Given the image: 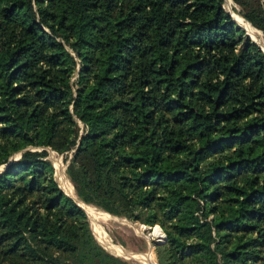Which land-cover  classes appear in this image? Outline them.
Segmentation results:
<instances>
[{"label":"trees","instance_id":"16d2710c","mask_svg":"<svg viewBox=\"0 0 264 264\" xmlns=\"http://www.w3.org/2000/svg\"><path fill=\"white\" fill-rule=\"evenodd\" d=\"M49 149L158 264H264V48L224 0H0V264H130Z\"/></svg>","mask_w":264,"mask_h":264},{"label":"rangeland","instance_id":"374dc122","mask_svg":"<svg viewBox=\"0 0 264 264\" xmlns=\"http://www.w3.org/2000/svg\"><path fill=\"white\" fill-rule=\"evenodd\" d=\"M224 3L226 8L246 26L244 28L247 30L248 35L264 45L262 31L243 22L237 3L232 0V5L229 8L226 5V0H224ZM49 151V157L55 165V175L59 184L71 196H77L74 185L66 172L67 162L65 161V155L53 149H49ZM16 157L18 155L13 156V158ZM3 170L4 167L0 166V172ZM80 203L88 213L95 235L109 251L127 259L130 264H147L146 259L149 256H153L158 263L154 242L164 241L163 237L156 235V229L159 230V228L155 227L159 225L153 226L140 221L130 220L123 216L112 215L92 203ZM134 255L139 256L141 259L136 258Z\"/></svg>","mask_w":264,"mask_h":264},{"label":"bare ground","instance_id":"6f19581e","mask_svg":"<svg viewBox=\"0 0 264 264\" xmlns=\"http://www.w3.org/2000/svg\"><path fill=\"white\" fill-rule=\"evenodd\" d=\"M226 5H228V8H229V6L231 7V5H232V0H226ZM244 18V17H243ZM245 19V18H244ZM243 20V19H242ZM243 22H244V20H243ZM75 197H77V196H75ZM77 200L79 201V202H81V200L79 199V198H77ZM159 228V230L158 229H156V235H158L159 237H161V236H164V232H163V230L161 229V227H159V226H156L155 228ZM110 247H111V245H110ZM115 247V246H114ZM113 247V248H114ZM119 249V248H118ZM121 252H123V251H121ZM128 253V252H127ZM134 256H136V258H138V259H141V258H139V256H137V255H134ZM146 263L147 264H158L157 262H156V260L154 259V257L153 256H149L148 257V259H146Z\"/></svg>","mask_w":264,"mask_h":264},{"label":"water","instance_id":"95a60500","mask_svg":"<svg viewBox=\"0 0 264 264\" xmlns=\"http://www.w3.org/2000/svg\"><path fill=\"white\" fill-rule=\"evenodd\" d=\"M224 6H225V3H224ZM225 8H226V6H225ZM227 9V8H226ZM228 10V9H227ZM233 16H234V14L230 11V10H228ZM234 18L238 21V23L241 25V26H243V27H246L243 23H241L235 16H234ZM254 39V38H253ZM256 42H258L256 39H254ZM263 48H264V45L262 44V43H260V42H258ZM69 194V193H68ZM69 195H71V194H69ZM74 197V196H73ZM75 199H76V201L78 202V204H80L81 205V203L77 200V197H74ZM82 206V205H81ZM160 226V225H159ZM161 227V226H160ZM162 228V227H161ZM165 239H166V235H165ZM164 239V240H165Z\"/></svg>","mask_w":264,"mask_h":264},{"label":"built area","instance_id":"2783aa9c","mask_svg":"<svg viewBox=\"0 0 264 264\" xmlns=\"http://www.w3.org/2000/svg\"><path fill=\"white\" fill-rule=\"evenodd\" d=\"M156 225H159V224H156ZM155 225V226H156ZM162 230H163V228H161ZM164 231V230H163ZM165 235H166V233H165V231H164V236H161V237H163V239H165Z\"/></svg>","mask_w":264,"mask_h":264}]
</instances>
